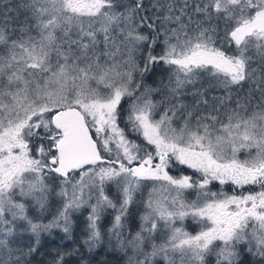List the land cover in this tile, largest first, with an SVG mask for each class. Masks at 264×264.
<instances>
[{
    "label": "snow or ice",
    "instance_id": "1",
    "mask_svg": "<svg viewBox=\"0 0 264 264\" xmlns=\"http://www.w3.org/2000/svg\"><path fill=\"white\" fill-rule=\"evenodd\" d=\"M102 247L264 264V0H0V264Z\"/></svg>",
    "mask_w": 264,
    "mask_h": 264
},
{
    "label": "trees",
    "instance_id": "2",
    "mask_svg": "<svg viewBox=\"0 0 264 264\" xmlns=\"http://www.w3.org/2000/svg\"><path fill=\"white\" fill-rule=\"evenodd\" d=\"M60 235L58 234L55 237V241L62 243L64 245V247L61 249L62 251H70L72 245L71 241H60ZM48 243L51 244V247L54 248L56 245L55 243H52L51 240L48 241ZM48 250H51V248H49ZM97 252H100V255H96L95 253L89 254L87 251H83V259L85 262L95 259L97 262L99 261H103V260H107L108 264H122L121 261H119L118 259H116L114 254L109 253L108 251H106L103 247L101 249H98ZM68 264H77V261L80 260V257H66Z\"/></svg>",
    "mask_w": 264,
    "mask_h": 264
},
{
    "label": "rangeland",
    "instance_id": "3",
    "mask_svg": "<svg viewBox=\"0 0 264 264\" xmlns=\"http://www.w3.org/2000/svg\"><path fill=\"white\" fill-rule=\"evenodd\" d=\"M106 250V249H105ZM106 251H108V250H106ZM68 258H70V257H68Z\"/></svg>",
    "mask_w": 264,
    "mask_h": 264
}]
</instances>
